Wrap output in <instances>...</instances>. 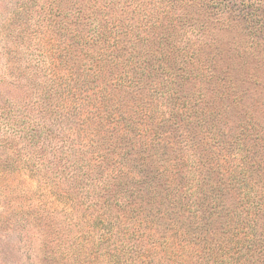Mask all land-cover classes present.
Masks as SVG:
<instances>
[{
	"label": "trees",
	"instance_id": "obj_1",
	"mask_svg": "<svg viewBox=\"0 0 264 264\" xmlns=\"http://www.w3.org/2000/svg\"><path fill=\"white\" fill-rule=\"evenodd\" d=\"M44 1L0 25V202L24 221L9 239L0 206V253L264 264V122L214 64L234 27L240 81L261 84L264 0Z\"/></svg>",
	"mask_w": 264,
	"mask_h": 264
},
{
	"label": "rangeland",
	"instance_id": "obj_2",
	"mask_svg": "<svg viewBox=\"0 0 264 264\" xmlns=\"http://www.w3.org/2000/svg\"><path fill=\"white\" fill-rule=\"evenodd\" d=\"M47 1L50 2L51 0H45L44 4H46ZM30 2H32V0H0V25H3L1 26V28L4 29V31L8 30L9 28H12L15 21L21 14V9H24L26 6H28ZM61 4L62 6H64L66 4L65 0H61ZM215 32L214 34H217L220 46L222 47L219 56L215 57V70L220 74V76L222 75L225 78L226 82L229 81V75L237 77L239 79L238 88L239 91L244 92V103L249 104L253 102L251 108L254 118L259 119V122L262 124V122H264V79L263 81H261L260 85H255L251 81H240V78L244 76V73L241 71L242 68L238 66V63L232 56V52L229 49V47L233 45L234 41L237 42L239 40H242V32L240 30H236V28L234 27L229 29L221 28ZM211 65L213 66V62H211ZM200 85L204 86L202 87V91L207 92L209 95L211 91H215V89L211 85H203L201 83ZM189 88H191L193 91H198L197 85L196 89L191 86H189ZM3 92L5 93V91ZM231 117L232 118L228 120L229 126H233L241 118L233 115ZM19 174H23V171H20ZM24 179H27V182L29 183V185H31V188L37 187V183L34 180H30L26 177H24ZM12 197V195L8 196V198H6L3 202H0V206L3 207L2 209L4 214L9 213V211L11 213V217L7 221L6 225L7 227H11L12 230L10 231L12 232V235L9 239L16 241L18 240L19 230L23 227L24 221L20 219L21 215L19 216V213H16V205L14 204L13 206L12 202H10L12 201ZM15 201L18 202L17 199ZM44 222H47L45 218ZM35 253L41 255L40 251H36ZM14 255H16V253H11L8 257V253H6L5 251L0 253V264H3L4 261L9 264H15L16 260L14 258Z\"/></svg>",
	"mask_w": 264,
	"mask_h": 264
}]
</instances>
